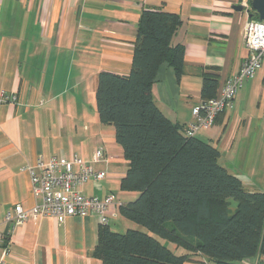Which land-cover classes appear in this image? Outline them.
Segmentation results:
<instances>
[{
	"label": "crops",
	"instance_id": "crops-1",
	"mask_svg": "<svg viewBox=\"0 0 264 264\" xmlns=\"http://www.w3.org/2000/svg\"><path fill=\"white\" fill-rule=\"evenodd\" d=\"M241 1L0 0V88L19 97L16 104H0V230L9 237L0 245L1 264H103L93 255L101 228L94 214L6 223L16 204L31 208L42 201L27 167L41 156L47 161L53 154H78L106 171L104 179L84 184L87 195L113 193L122 203L135 200L137 191L121 187L129 162L115 128L100 121L99 73L130 72L144 9L179 14L182 24L172 44L184 47V72L178 79L164 63L152 92L170 120L188 125L203 100L204 74L217 75L218 96L249 55L244 28L251 11L233 8ZM196 136L220 150L222 165L240 177L247 191H264V166H252L264 136V65L239 90L234 107ZM98 149L105 161L96 160ZM110 212L111 226L119 213ZM250 261L257 264L260 257Z\"/></svg>",
	"mask_w": 264,
	"mask_h": 264
},
{
	"label": "trees",
	"instance_id": "trees-1",
	"mask_svg": "<svg viewBox=\"0 0 264 264\" xmlns=\"http://www.w3.org/2000/svg\"><path fill=\"white\" fill-rule=\"evenodd\" d=\"M251 19H258L252 9ZM179 14L144 9L138 23L132 68L126 75L101 71L97 109L112 124L129 162L121 187L138 197L119 215L149 231L124 233L101 225L93 255L103 264H264V191H247L220 164V150L186 125L170 120L156 105L152 88L160 67L184 72V47L172 38ZM218 78L204 74L203 100L216 97ZM237 202L235 211L230 200ZM158 237L182 248L177 254Z\"/></svg>",
	"mask_w": 264,
	"mask_h": 264
},
{
	"label": "built area",
	"instance_id": "built-area-1",
	"mask_svg": "<svg viewBox=\"0 0 264 264\" xmlns=\"http://www.w3.org/2000/svg\"><path fill=\"white\" fill-rule=\"evenodd\" d=\"M244 9L251 11L248 0H242ZM244 43L249 55L242 62L238 72L227 79L221 93L209 100H202L193 108L194 121L186 125L187 136H195L200 130L212 127L219 116L227 108H233L235 97L244 84L252 79L264 65V20L249 19L244 28ZM19 97L16 92L0 88V104H16ZM96 160L105 161L102 149L96 151ZM30 174L33 192L40 195L42 201L31 208L16 204L5 216L11 225L25 223L30 217L53 216L64 220L69 216L87 217L96 215L101 225L111 222L117 216L120 206L113 193L104 197L87 195L83 186L90 180L100 181L106 177V171L96 170L82 156L71 157L53 154L46 161L41 156L27 167ZM8 235L0 230V245L8 244ZM1 264V262H0Z\"/></svg>",
	"mask_w": 264,
	"mask_h": 264
},
{
	"label": "rangeland",
	"instance_id": "rangeland-1",
	"mask_svg": "<svg viewBox=\"0 0 264 264\" xmlns=\"http://www.w3.org/2000/svg\"><path fill=\"white\" fill-rule=\"evenodd\" d=\"M202 130H200V131H202ZM200 131L197 133L198 135L200 134ZM219 162L222 165V158L219 159ZM252 162L254 164L252 166H255L257 163H260L261 166H264V136L259 138V142L256 146L255 153L253 154ZM236 207H237V202L234 201L233 199H231L230 200L231 211L232 212L235 211ZM135 226L137 227L136 229H138V230H141V231H144L147 233L149 232L147 230V228H145L144 226L139 225V224H137V223H135V222L123 217V216H120V215L116 220V224H112L111 228L115 231L120 232V233H124L128 229H135L134 228ZM155 236L157 238H159L162 242H164L166 245H168L172 250H174L175 253L181 254L183 252L182 248H177L175 244H173V243H171L165 239H162V238L158 237L157 235H155ZM210 264H213V262H210Z\"/></svg>",
	"mask_w": 264,
	"mask_h": 264
},
{
	"label": "water",
	"instance_id": "water-1",
	"mask_svg": "<svg viewBox=\"0 0 264 264\" xmlns=\"http://www.w3.org/2000/svg\"><path fill=\"white\" fill-rule=\"evenodd\" d=\"M251 8L254 9L259 14V19L264 20V0H248ZM235 10H243L244 6L242 4L234 5Z\"/></svg>",
	"mask_w": 264,
	"mask_h": 264
}]
</instances>
